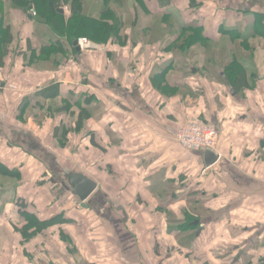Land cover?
<instances>
[{"label":"crops","instance_id":"crops-1","mask_svg":"<svg viewBox=\"0 0 264 264\" xmlns=\"http://www.w3.org/2000/svg\"><path fill=\"white\" fill-rule=\"evenodd\" d=\"M124 1L110 3L126 25L121 41L66 43L59 54L42 50L59 37L47 24L0 0V160L17 171L0 173V264L264 262V39L255 54L236 39L264 0H128L127 11ZM194 24L212 40L188 49L181 39ZM233 55L248 73L241 92L220 76ZM161 70L164 93L153 80ZM190 116L219 131L210 166L207 150L173 140ZM75 172L98 184L86 207L74 193L65 204ZM18 197L39 220L73 222L25 243L13 225H25Z\"/></svg>","mask_w":264,"mask_h":264},{"label":"trees","instance_id":"trees-1","mask_svg":"<svg viewBox=\"0 0 264 264\" xmlns=\"http://www.w3.org/2000/svg\"><path fill=\"white\" fill-rule=\"evenodd\" d=\"M68 1L73 5V12L70 18L67 19L64 14L58 11L61 5L60 0H17L23 9L28 11L36 10V18L47 24L53 33L59 36L57 40H51L49 45L42 48L43 51L48 49L50 52L64 54L67 51L66 43L71 46L73 42L80 37H87L93 42L99 44H107L111 39H118V41H121L123 35L122 31L126 28V25L122 19L116 15V9L111 8L110 3L113 0H100L104 10L96 15L93 13H82L84 10L82 9V0ZM194 2L197 1L194 0ZM109 21H112V23ZM119 22L121 23L119 24ZM224 31L227 33L231 32L230 34L233 35L232 33H235L238 30L225 29ZM183 33L184 35L183 39H181V45L188 49H191L197 44L209 43L212 40L211 37L204 34V29L201 25H190ZM127 39L128 38L124 36V40ZM236 39H239L241 45L244 46L246 50L250 51L251 54H255L256 46L259 44V42H256L255 40L264 39V15L257 14L252 27L246 29L245 32H239ZM220 76L233 88L234 91L241 92L249 86L247 69L235 55L225 62L222 72H220ZM162 77H166L164 70H161L159 74L154 76L153 80L155 81V87L164 93L170 85L166 80H161ZM0 173L13 175L16 174L17 171L15 169H10L6 163L0 160ZM62 193L68 197L65 204L69 206V198L74 197L72 190L65 188ZM71 203H73L72 200ZM16 205L19 213L18 216L25 221V225L23 224L22 226H19L17 223H14V221L13 225L22 235L25 243H30L38 233L47 232L48 230L46 229L50 226L52 227V225L73 222V217L68 214H63L65 217L61 216L58 218V216H54L47 220H39L36 213L30 212V203L24 197H18ZM60 215H62V213H60ZM188 220L195 222L196 218L192 217V219L189 218ZM55 233L57 237L64 242V246L66 247L65 250L68 253H73V238L68 231L59 228L58 232Z\"/></svg>","mask_w":264,"mask_h":264},{"label":"built area","instance_id":"built-area-1","mask_svg":"<svg viewBox=\"0 0 264 264\" xmlns=\"http://www.w3.org/2000/svg\"><path fill=\"white\" fill-rule=\"evenodd\" d=\"M202 1V0H195ZM32 15H37L36 10L31 11ZM78 45L81 51H87L100 46L87 37H80ZM4 87L0 81V94ZM218 138L217 130L210 124L203 121L185 123L176 129V139L178 142L189 148L215 149Z\"/></svg>","mask_w":264,"mask_h":264},{"label":"rangeland","instance_id":"rangeland-1","mask_svg":"<svg viewBox=\"0 0 264 264\" xmlns=\"http://www.w3.org/2000/svg\"><path fill=\"white\" fill-rule=\"evenodd\" d=\"M122 1H120L119 3H121ZM124 3H125V5H124V11H127V9L128 10H130L129 8L131 7V5L130 4H127L128 3V0H125L124 1ZM60 8H63V10H64V15H65V18H70V16L72 15V12H73V5L70 3V1H68V0H60ZM126 7H127V9H126ZM82 9H84L83 10V12L82 13H87V14H91V13H93L94 15H96V14H100L101 12H103V10H104V8H103V6H102V2H100V0H82ZM81 9V10H82ZM132 11H134L132 8H131V12ZM78 12H80V11H78ZM36 16V15H35ZM121 22H119V24H120ZM128 23L129 24H131V21L129 20L128 21ZM136 22H134V24H135ZM180 72H182V71H180ZM183 73V72H182ZM176 75H179L180 76V73H175ZM182 84H185V83H182ZM250 85V84H249ZM184 87L185 86H187V87H189V85H183ZM206 87V86H205ZM210 87V85L208 86V88ZM231 87V86H230ZM191 90H192V93H193V95H197V94H199V93H201V92H203V90H205L203 87H197V86H194V89H192V87H189ZM225 88V87H224ZM229 89H233L232 87L231 88H229ZM228 89V91H230ZM186 91H189L187 88H186V90L184 89V90H180L179 91V93L181 94H185L186 93ZM213 91L212 90H210V93H212ZM216 97H217V94H216ZM200 121H203L202 119H200V118H193V116H192V118H191V116L190 117H187V120H185V122H183L182 124H180V125H178V127H180V126H182V125H184L185 123H193V122H200ZM203 122H205V121H203ZM205 123H207V122H205ZM208 124H210V125H212L211 123H208ZM216 130H217V133H218V138H219V131H218V129H217V127H215L214 125H212ZM177 127V128H178ZM218 138H217V142H218ZM173 140L176 142V143H178L180 146H182V147H184V148H186V149H190V150H196L197 148H189V147H186V146H184L183 144H181L180 142H178V140L176 139V130L174 131V133H173ZM217 142H216V146H217ZM216 146H215V149H204V150H212V151H216ZM216 153V152H215ZM217 154V153H216ZM40 244V243H39ZM38 243L35 245V246H38L39 245ZM43 252H45L44 250H42ZM55 257H59V254L57 255V256H55ZM254 262H256V261H254ZM262 262V260L260 261H258V263H256V264H260ZM57 263V261L56 260H54V259H51V257H50V259L49 258H47V260L46 261H44V263L43 264H56ZM35 264V263H34Z\"/></svg>","mask_w":264,"mask_h":264},{"label":"water","instance_id":"water-1","mask_svg":"<svg viewBox=\"0 0 264 264\" xmlns=\"http://www.w3.org/2000/svg\"><path fill=\"white\" fill-rule=\"evenodd\" d=\"M60 13H64L63 8H59ZM75 48L80 51L78 40L73 42ZM219 159V155L212 150H207L205 154V162L207 166L214 164ZM69 184L73 189V193L82 201L83 206H87L86 201L90 195L96 190L98 184L83 173L75 172L67 175Z\"/></svg>","mask_w":264,"mask_h":264},{"label":"flooded vegetation","instance_id":"flooded-vegetation-1","mask_svg":"<svg viewBox=\"0 0 264 264\" xmlns=\"http://www.w3.org/2000/svg\"><path fill=\"white\" fill-rule=\"evenodd\" d=\"M260 264H264V262L262 261Z\"/></svg>","mask_w":264,"mask_h":264}]
</instances>
